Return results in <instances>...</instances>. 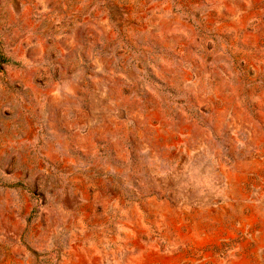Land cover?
Masks as SVG:
<instances>
[{
  "label": "rangeland",
  "instance_id": "1",
  "mask_svg": "<svg viewBox=\"0 0 264 264\" xmlns=\"http://www.w3.org/2000/svg\"><path fill=\"white\" fill-rule=\"evenodd\" d=\"M0 264H264V0H0Z\"/></svg>",
  "mask_w": 264,
  "mask_h": 264
}]
</instances>
